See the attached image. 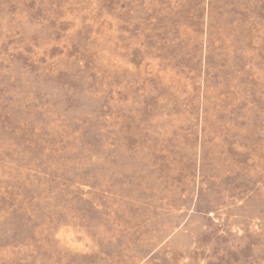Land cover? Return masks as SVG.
<instances>
[{"label":"rangeland","instance_id":"rangeland-1","mask_svg":"<svg viewBox=\"0 0 264 264\" xmlns=\"http://www.w3.org/2000/svg\"><path fill=\"white\" fill-rule=\"evenodd\" d=\"M0 264H264V0H0Z\"/></svg>","mask_w":264,"mask_h":264}]
</instances>
